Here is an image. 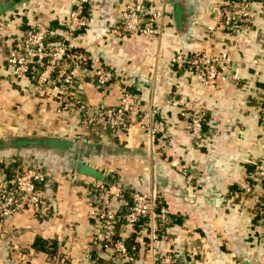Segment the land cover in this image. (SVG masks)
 Masks as SVG:
<instances>
[{
	"label": "crops",
	"instance_id": "1",
	"mask_svg": "<svg viewBox=\"0 0 264 264\" xmlns=\"http://www.w3.org/2000/svg\"><path fill=\"white\" fill-rule=\"evenodd\" d=\"M127 1L89 0L88 25L74 43L93 67L82 65L74 90L96 109L116 106L122 88L133 90L140 105L161 103L165 139L137 123L117 133L82 126L79 116L59 117V86L38 91L31 75L16 78L8 50L37 22L63 35L75 0H0V180L2 164L16 158L46 168L55 214L41 220L28 211L0 224V264H95L98 258L124 264L92 237L99 228L89 215L98 199L92 182L111 177L125 189L155 192L171 213L163 227L158 218L145 221L132 264H156L170 249L180 264H264V186L256 173L264 158V0H252L258 12L252 25L232 34L218 26L213 40L207 27L215 24L216 6L231 0H164L167 15L156 36L124 31ZM202 49L227 51L231 59L213 86L171 61L180 51ZM101 65L115 73L102 89L89 75ZM172 99L206 109L200 145ZM179 163L193 166L192 185ZM73 168L81 175L77 183L63 176ZM112 199L117 209L120 201ZM131 228L123 224L120 232L128 238ZM37 237L58 241L57 261L33 247Z\"/></svg>",
	"mask_w": 264,
	"mask_h": 264
},
{
	"label": "built area",
	"instance_id": "2",
	"mask_svg": "<svg viewBox=\"0 0 264 264\" xmlns=\"http://www.w3.org/2000/svg\"><path fill=\"white\" fill-rule=\"evenodd\" d=\"M88 3L89 0H75L64 22L63 35L55 27L42 22L24 30L8 50L7 60L13 66L15 77L31 75L38 91H43L49 85L59 86V106L56 111L59 117L66 114L79 116L82 126L99 125L117 133L128 131L137 123L147 135L167 138L166 123L160 116L163 105L155 101L140 105L137 94L129 88L121 89L116 106L101 103L98 109L76 96L74 89L80 81L86 56L74 42L79 32L88 25L85 14ZM166 15L164 0H128L122 12V26L129 36H156L160 33ZM257 17L258 12L252 0L218 2L213 14L215 24L207 27V39H214L218 26L232 34L252 25ZM230 60L227 51L212 53L202 49L190 54L180 51L171 61L178 68H187L197 74L205 86H213L223 78L222 68ZM89 75L94 84L102 89L113 82L115 73L101 65L91 70ZM169 103L180 107L179 115L189 121L194 145H200L204 137L206 109L201 104L181 99H172ZM178 166L186 176L187 183L192 185L196 177L193 166L187 163H179ZM11 167L13 175L0 180V224L28 211L36 217H44L50 208V171L40 165H18L16 162ZM256 173L264 186V158L257 165ZM63 176L70 178L73 183L81 181V175L75 168L67 170ZM117 183L115 179L92 182L98 199L89 215L99 226L92 237L95 242H101L106 251L114 252L124 264H132L137 256L129 249L127 238L120 232L121 226H134L153 218H158L163 226L171 220V213L168 206L158 201L155 192L128 190ZM114 197L120 201L117 209L112 207ZM152 239L156 242L157 236ZM156 264H180V261L175 250L170 249L161 254Z\"/></svg>",
	"mask_w": 264,
	"mask_h": 264
},
{
	"label": "trees",
	"instance_id": "3",
	"mask_svg": "<svg viewBox=\"0 0 264 264\" xmlns=\"http://www.w3.org/2000/svg\"><path fill=\"white\" fill-rule=\"evenodd\" d=\"M86 8H87V6H86ZM85 14H87L86 11H85ZM84 30H85V28L83 30H81L79 33L83 32ZM90 62H91V60L87 58L84 60V63L82 65H85L87 68H92L93 66L90 64ZM15 161L18 165H22V160H20L19 158H16ZM2 165H3L2 166L3 172L5 173L6 177L7 178L11 177L13 175V168L11 167V164L10 165L2 164ZM30 165H33V163L31 162ZM114 178L115 177H111L110 179L112 180ZM48 203L50 204V208H49L48 213L44 217H37V218L43 220L44 218H49L52 215V213H53L52 211L54 210V207L52 205V200H51L50 196H49ZM53 215H55V214L53 213ZM144 223H145V221H141L139 224L132 226L131 233L129 234V237L126 240L129 249L132 250L136 254V256H138L137 254H138L140 247H141L140 242L138 241L137 238H138V234H139L140 230L144 226ZM158 224L160 226H162V223L160 221H158ZM161 236H162V233L158 232L157 238H160ZM144 239H146V238H144ZM145 242H146V249H147L148 244H149L148 243L149 239H146ZM98 243L101 245V242H98ZM33 247L45 252L48 255V258L50 261H52L54 259L56 260L58 258V241L56 239L49 240V239L37 237L33 243ZM108 261L103 259V258H98L96 261H94V263L95 264H109Z\"/></svg>",
	"mask_w": 264,
	"mask_h": 264
}]
</instances>
